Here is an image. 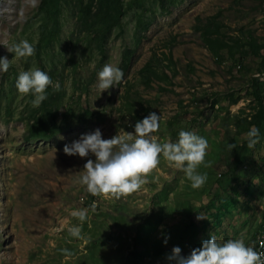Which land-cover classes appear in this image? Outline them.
Returning a JSON list of instances; mask_svg holds the SVG:
<instances>
[{
    "label": "rangeland",
    "instance_id": "374dc122",
    "mask_svg": "<svg viewBox=\"0 0 264 264\" xmlns=\"http://www.w3.org/2000/svg\"><path fill=\"white\" fill-rule=\"evenodd\" d=\"M93 1H55L58 30L48 37L52 22L43 26L38 5L0 0V43L27 39L35 48L18 59L0 44V56L10 60L0 72V264H170L172 246L186 255L209 235L251 246L264 219V125L255 122L264 111V49L242 42L264 44V0H164L165 12L158 0H142V10L136 0H118L116 19L102 33L80 24V7ZM138 13L150 23L136 41ZM221 43L217 58L210 45ZM106 63L124 77L100 92L96 74ZM32 67L53 70V82H62L59 130L47 138H26L35 106L31 93L15 87L18 73ZM252 79L260 86L249 88ZM85 110L97 117L88 120ZM149 112L160 116L158 142L175 141L182 128L207 139L197 168L205 182L193 187L161 155L139 189L89 192L79 177L94 156L68 155L62 146L95 128L102 138L132 132ZM252 125L260 137L249 147ZM80 209L83 220L73 215Z\"/></svg>",
    "mask_w": 264,
    "mask_h": 264
},
{
    "label": "clouds",
    "instance_id": "9594fccd",
    "mask_svg": "<svg viewBox=\"0 0 264 264\" xmlns=\"http://www.w3.org/2000/svg\"><path fill=\"white\" fill-rule=\"evenodd\" d=\"M31 4L37 6L39 0H31ZM6 48L18 59L32 56L35 51L33 43L27 39H21ZM9 61L0 56V72L8 70ZM96 76L95 86L101 92L118 85L124 77V71L116 64L106 63L97 71ZM49 85L55 90L60 89L59 81L53 82L48 73L39 67L20 71L15 79V87L20 93L32 94L31 104L35 107L46 99V88ZM159 127V114L149 112L134 123L132 132L102 138L100 129L95 128L65 143L62 151L80 157L94 156V159L88 158L84 162V171L79 177L80 183L93 194H124L139 189L146 182L147 174L158 165L161 155L177 169H181L193 187L201 186L206 180V173L198 172L197 168L204 160L207 139L182 128L175 141L169 139L161 143L153 137ZM246 137L249 147L255 145L260 137L259 128L250 126ZM228 148L231 150L233 146L229 144ZM73 215L83 220L86 212L80 209L74 211ZM263 227L264 224L257 229L253 240ZM71 232L79 235L78 228H72ZM166 259L170 264H264V252L246 245L239 237L220 240L216 235H209L186 255L181 254L178 245L172 246Z\"/></svg>",
    "mask_w": 264,
    "mask_h": 264
},
{
    "label": "trees",
    "instance_id": "16d2710c",
    "mask_svg": "<svg viewBox=\"0 0 264 264\" xmlns=\"http://www.w3.org/2000/svg\"><path fill=\"white\" fill-rule=\"evenodd\" d=\"M55 1L57 0H39L38 4V11H41L43 14V26L48 28L49 22H52V27L48 31V37L56 36L57 30H58V24L54 22L53 20L55 19V10H54V5ZM82 1V0H81ZM160 7L162 11L165 12V4L166 2L164 0H158ZM138 4L137 6L140 7V10L143 9V1L142 0H136L135 5ZM173 4V1L171 2ZM118 0H94L92 4L88 2L84 7H80L79 9V20L80 24L83 27V30L86 32H97V33H102L103 31L105 32L112 26V22H114V18L116 19V14H118ZM140 13L142 11H139ZM138 13L136 15V21L134 23V38L136 41H139L143 37L142 32L147 29L148 24L150 21L144 20L143 17ZM88 15H91V18L88 19ZM44 28L43 34L47 32V29ZM203 33H207L206 29L202 30ZM100 38V37H99ZM45 40V39H44ZM242 43L248 44V47H255V48H261L264 49V44H256L252 40L246 39ZM224 45V43H221L220 45H217V47H213L210 45V50L212 53L215 54V57H221V54L219 52V49ZM227 45V44H226ZM218 48V49H217ZM217 49V50H216ZM264 52V51H262ZM255 53H258L255 52ZM128 56L129 53H124L123 54V60L122 64L125 66L128 61ZM149 64V63H147ZM261 64L264 66V53L261 56ZM54 71L50 70L48 72V75L52 79V76L54 75ZM151 73L153 77L157 79H163L166 77V74L163 76H160L159 73L151 69ZM53 81V79H52ZM257 79H252L249 80L248 86L249 88H253L255 86H260V83L258 82L257 84ZM60 85L62 84L61 81H59ZM46 92L48 93L46 99L42 101V103L33 109V111L30 113V116H28V124H27V131H26V138L27 139H33V138H47L55 135L59 127L56 123L55 119V114H56V108H58L59 104V95H58V90H55L51 85H49L46 88ZM253 95L257 96L259 98V95L256 94L252 90ZM233 102H237V99H232ZM258 110V107H256V111ZM259 115L255 114V122H258L259 124L264 125V111L263 109H260ZM64 115H66L64 113ZM83 117L87 118L88 120H92L93 118L97 117L96 113H93L89 110H85L82 114ZM234 158L237 159L239 158V153L238 150H235ZM263 222L259 227L263 226ZM167 260H165L166 262ZM134 262V259L132 261V264Z\"/></svg>",
    "mask_w": 264,
    "mask_h": 264
},
{
    "label": "built area",
    "instance_id": "2783aa9c",
    "mask_svg": "<svg viewBox=\"0 0 264 264\" xmlns=\"http://www.w3.org/2000/svg\"><path fill=\"white\" fill-rule=\"evenodd\" d=\"M252 247L259 252H264V227L257 232Z\"/></svg>",
    "mask_w": 264,
    "mask_h": 264
}]
</instances>
